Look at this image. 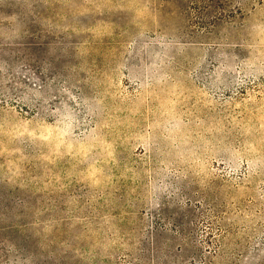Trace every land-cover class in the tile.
Returning a JSON list of instances; mask_svg holds the SVG:
<instances>
[{
    "label": "rangeland",
    "instance_id": "1",
    "mask_svg": "<svg viewBox=\"0 0 264 264\" xmlns=\"http://www.w3.org/2000/svg\"><path fill=\"white\" fill-rule=\"evenodd\" d=\"M0 264H264V0H0Z\"/></svg>",
    "mask_w": 264,
    "mask_h": 264
}]
</instances>
